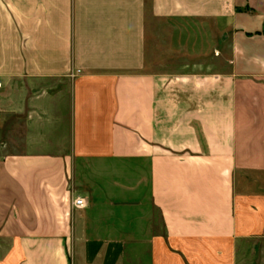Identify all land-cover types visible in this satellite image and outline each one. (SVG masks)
Masks as SVG:
<instances>
[{"label":"crops","instance_id":"obj_1","mask_svg":"<svg viewBox=\"0 0 264 264\" xmlns=\"http://www.w3.org/2000/svg\"><path fill=\"white\" fill-rule=\"evenodd\" d=\"M0 264H264V0H0Z\"/></svg>","mask_w":264,"mask_h":264},{"label":"built area","instance_id":"obj_2","mask_svg":"<svg viewBox=\"0 0 264 264\" xmlns=\"http://www.w3.org/2000/svg\"><path fill=\"white\" fill-rule=\"evenodd\" d=\"M77 72H79V71H77ZM72 203H73V206L75 208H84L86 206V200H85V198L84 197H81L79 195H77L73 199Z\"/></svg>","mask_w":264,"mask_h":264},{"label":"rangeland","instance_id":"obj_3","mask_svg":"<svg viewBox=\"0 0 264 264\" xmlns=\"http://www.w3.org/2000/svg\"><path fill=\"white\" fill-rule=\"evenodd\" d=\"M9 247V243H4V249L6 250Z\"/></svg>","mask_w":264,"mask_h":264}]
</instances>
